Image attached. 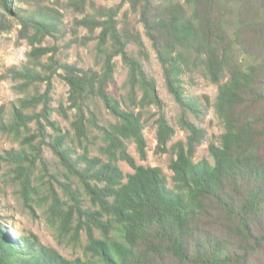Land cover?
Returning <instances> with one entry per match:
<instances>
[{
	"label": "trees",
	"instance_id": "trees-1",
	"mask_svg": "<svg viewBox=\"0 0 264 264\" xmlns=\"http://www.w3.org/2000/svg\"><path fill=\"white\" fill-rule=\"evenodd\" d=\"M15 1L0 0L4 11L0 13V33L12 28L6 15L17 17L22 25L19 37L28 39L32 49L28 63L22 68L10 67L8 73L14 80L21 81L17 85L21 91L38 82H45L46 89L21 98L8 118L4 108L0 109V132L20 139L34 123L37 125L35 133L22 142L29 137L39 138L36 143L32 139L27 142L30 151L7 150L0 154V160L14 165L20 194L29 204L37 163L45 169L48 167L42 146L51 148L62 165L79 180L91 206L84 208L82 195L71 182L56 180L67 200H61L60 194L52 188L50 217L59 220L61 231L68 232L73 216L77 215L81 228L87 233L85 250L89 256L69 260L56 249L40 243L37 236L19 239L8 236L0 224V264H154V256L163 253L174 258V264H249L251 254L264 245V63L235 59L218 11L219 0H163L161 3L121 0L109 7H97L90 2L94 13L75 20L76 28L84 27L90 34L99 30L96 50L103 56L102 66L94 70L61 64L64 73L59 75L70 88L69 105L60 109L65 117H68L67 109L74 110L71 125L79 142L88 140V123L100 131L103 141L100 152L106 159L91 156L86 144L84 152L74 158L67 146L69 135L51 119L52 79L57 68L52 61L54 54L48 58L51 62H43L41 58L54 53L55 48L37 44L59 31L57 16L46 12L22 15V8L15 6ZM258 2L253 11L256 18L250 19L241 9L237 15L239 22L249 26V32L261 36L264 22L259 21V15L264 14V0ZM125 4L140 13L161 63L167 89L181 108L179 124L188 133L185 141L169 146L176 130L164 113L156 79L148 75L142 61L127 49L133 41L141 55L148 56L140 31L126 24L121 26L118 17ZM72 5L85 12L87 0H72ZM127 17L128 12H125V22ZM117 56L129 71L130 103L127 107L108 89L114 81ZM191 57L200 62L205 75L218 85L214 107L225 131L221 144L215 141L209 144L214 162L194 161L197 146L205 140L207 132L196 125L188 113L200 118L211 102L208 97L203 102L187 94L184 75L191 67ZM226 70L229 78L224 80ZM93 97L101 99L115 122L98 123L88 104ZM40 104V112H26ZM151 106L157 108L159 115L157 152H172L175 156L169 164L173 172L172 188L168 187L160 167L138 164L127 148L126 140H132L141 159H146L143 111ZM47 137L51 139L46 140ZM119 161H125L133 172L125 174ZM209 209L214 211L215 221L233 226L239 240L245 242L240 254L234 251V245L231 251L227 242H221L217 236L190 244L194 226L208 215ZM75 230L78 233V229Z\"/></svg>",
	"mask_w": 264,
	"mask_h": 264
},
{
	"label": "rangeland",
	"instance_id": "rangeland-1",
	"mask_svg": "<svg viewBox=\"0 0 264 264\" xmlns=\"http://www.w3.org/2000/svg\"><path fill=\"white\" fill-rule=\"evenodd\" d=\"M121 0H87L85 12L78 11L72 5V0H17L15 6L22 8L20 11L23 14L30 12H46L57 16L59 31L47 35L45 39L37 44L38 46L54 47V53H50L41 58L43 62H51L48 58L54 54L52 61L55 62L57 73L53 76L52 102L51 107L53 112L51 119L56 121L69 135L67 138V146L73 151L72 156L75 158L82 154L85 150V144L91 150V156H105L101 154L100 147L103 145L100 131L91 123H88V140L81 143L74 137V129L71 125L74 117V110H68V117L63 115L61 106L66 109L69 105V85L60 77L64 70L60 68L61 64H75L84 69L92 68L100 70L102 66L103 56L97 50V35L99 30L90 34L84 27H75V20L82 18L85 14L94 13L90 8L89 3L94 2L97 7L115 6ZM161 3L163 0H155ZM258 0H219V13L222 15V23L228 34V43L231 46L232 53L236 60L242 62L262 61L264 63V35L256 36L249 32V26L239 22L238 10H242L250 16V19L256 18L253 12L258 7ZM4 12L0 7V13ZM128 12V17L125 22L124 13ZM11 20L12 28L0 33V109L4 108L6 117H10L14 105H18L21 98L29 97L37 93H43L46 89L45 82H38L31 85L27 90L21 91L17 85L21 81H16L8 73L10 67L16 66L22 68L29 61L28 53L32 49L28 39L20 38L19 31L22 25L17 17L6 15ZM123 25H128L130 29L138 30L142 34L145 42V50L148 56L141 55L139 47L133 42H129L128 51L139 58L144 66L145 71L149 76L156 79L157 90L159 96L164 102V113L169 123L175 128L176 133L169 146L176 142L187 138V132L180 127L179 117L181 108L175 101L173 95L168 91L163 69L157 57V53L149 40L143 23L140 19L139 11L133 12L129 4H125L118 17ZM264 22V14L259 15V21ZM248 23L252 20L247 19ZM240 31V32H239ZM34 29L31 30V34ZM92 37H89V36ZM229 52V51H228ZM231 58V53L229 52ZM115 72L114 81L108 87L110 93L122 102L124 107L130 103L128 98V67L123 63L120 56L115 57ZM190 68L184 75L185 87L187 94L194 97H199L205 102L206 97L210 99L211 105L207 106L205 114L197 118L193 114L188 113V117L199 127L206 130L207 135L205 140L197 146L194 161L200 162L208 159L214 162L209 152V144L212 141L221 144V135L224 133V124L216 113L214 103L218 95V85L211 82L205 75L203 66L193 57L190 59ZM229 78L228 70L225 71L224 80ZM90 109L96 114L100 125H108L115 122V119L104 106L103 102L98 97H93L88 100ZM42 105L26 110L27 113L40 112ZM260 112V108L257 113ZM144 136L147 142V157L141 159L137 150L136 144L132 140H126L129 153L136 159L138 164L146 166H158L162 169L167 178L168 187H173L172 176L173 172L169 164L174 156L172 152L159 153L157 152V108L155 106L147 107L143 111ZM37 125L32 123L31 129L24 132L22 138L17 139L11 134L0 132V154H4L7 150H31L27 142L32 139L36 143L39 138L29 137L22 142L23 138L35 133ZM50 134L53 131L48 128ZM51 138L47 137L46 140ZM42 156L46 160L48 167L45 169L40 162L35 167V175L33 181L32 201L26 204L20 194L19 181L15 177L14 165L8 161L0 160V224L8 236L19 239L21 236H37L40 243L45 246L52 247L59 251L65 258L75 260L77 258L86 259L87 255L85 247L88 243L87 233L81 228L77 215H74L70 222V230L61 231L58 226L59 220H54L50 217L49 207L51 204L50 191L52 188L60 194L61 200H67L62 189L56 180L62 182H71L74 189H78L82 195L84 208L91 206L90 198L81 186L79 180L70 174V172L62 165L59 158L54 154L47 145L42 146ZM118 165L125 174L132 173L133 169L125 162L119 161ZM66 208V207H65ZM214 212V211H213ZM211 212L206 217H202L197 226H194L193 237L190 239V244L196 245L197 242L207 241L210 238L217 236L221 242H227L230 250L240 254L241 246L244 241L239 240L237 231L233 226L220 225L215 221V213ZM75 228L78 229L76 233ZM260 228H262L260 226ZM99 236V232H96ZM250 256L249 264H264V245L261 249L254 251ZM175 260L170 255L163 253L154 256V264H174ZM236 264V263H230Z\"/></svg>",
	"mask_w": 264,
	"mask_h": 264
}]
</instances>
